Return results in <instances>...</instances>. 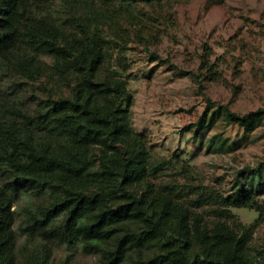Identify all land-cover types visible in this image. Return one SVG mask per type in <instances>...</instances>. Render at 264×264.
Instances as JSON below:
<instances>
[{
  "label": "trees",
  "instance_id": "1",
  "mask_svg": "<svg viewBox=\"0 0 264 264\" xmlns=\"http://www.w3.org/2000/svg\"><path fill=\"white\" fill-rule=\"evenodd\" d=\"M162 1L0 0V264L17 262L14 206L23 197L18 229L37 242L30 264H47L52 243L78 245L99 264H264L252 245L264 200L242 182L181 197L157 180L186 171L184 161H154L148 136L133 128L128 64L108 57L124 49L123 19ZM222 109L246 130L264 116ZM210 113L183 131L198 136ZM206 205L215 218L200 211ZM238 208L257 213L252 225L235 220Z\"/></svg>",
  "mask_w": 264,
  "mask_h": 264
},
{
  "label": "rangeland",
  "instance_id": "2",
  "mask_svg": "<svg viewBox=\"0 0 264 264\" xmlns=\"http://www.w3.org/2000/svg\"><path fill=\"white\" fill-rule=\"evenodd\" d=\"M119 32L124 49H111L108 63L115 65L120 58L128 64L123 76L134 97L133 128L148 136L154 161L178 157L188 171L164 170L157 182L168 183L188 199L200 187L206 193L226 194L242 182L264 200V116L246 130L227 124L219 110H264V0L140 5L123 19ZM203 61L216 70L213 78L204 72ZM26 98L31 107L36 104L29 94ZM208 106L213 114L209 125L198 136L183 131ZM27 201L23 197L14 206L16 264H30L27 255L36 253L37 242L18 229ZM210 207L200 209L207 219L215 218ZM232 213L248 226L257 218L245 208ZM252 245L264 250V221L254 229ZM49 253L47 264H99L98 255L84 253L78 245L52 243Z\"/></svg>",
  "mask_w": 264,
  "mask_h": 264
}]
</instances>
